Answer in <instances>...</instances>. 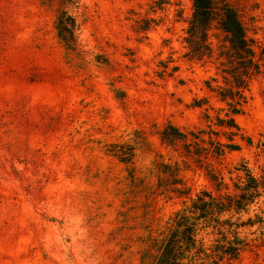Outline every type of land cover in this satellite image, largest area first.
<instances>
[{"label":"rangeland","instance_id":"374dc122","mask_svg":"<svg viewBox=\"0 0 264 264\" xmlns=\"http://www.w3.org/2000/svg\"><path fill=\"white\" fill-rule=\"evenodd\" d=\"M228 1L259 52L264 0ZM192 6L0 0V264H141L187 197L233 193L245 168L264 179V59L235 115L237 147L217 155L214 141L231 142L210 89L223 79L191 56ZM170 124L187 137L162 141ZM256 216L264 190L240 215L254 220L238 228L245 249L223 264H264Z\"/></svg>","mask_w":264,"mask_h":264},{"label":"trees","instance_id":"16d2710c","mask_svg":"<svg viewBox=\"0 0 264 264\" xmlns=\"http://www.w3.org/2000/svg\"><path fill=\"white\" fill-rule=\"evenodd\" d=\"M192 7L186 41L192 57L205 56L217 64L223 84L209 86L227 105L224 117L217 116L216 121L228 129L232 142L239 131L235 115L242 112L250 79L261 71L264 45L256 51L255 39L248 35L239 11L228 0H193ZM213 24L219 32L210 34ZM211 36L216 38L215 44ZM189 134L200 140L198 134ZM186 137V132L172 124L161 132L162 141L170 144ZM214 142L217 155L225 148L237 147L233 142ZM238 180L233 193L214 195L201 190L194 197H187L182 207L168 218L160 234L152 238L142 254L141 264H223L236 260L247 245L238 228L254 223L251 218L242 220L240 215L248 213L249 206L264 190V179H257L246 168ZM170 191L182 193L176 187ZM256 219L264 221L259 216Z\"/></svg>","mask_w":264,"mask_h":264}]
</instances>
